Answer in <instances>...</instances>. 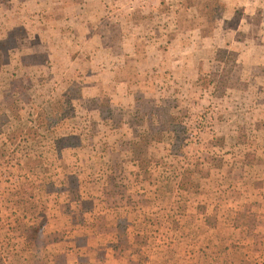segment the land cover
Here are the masks:
<instances>
[{"label":"rangeland","instance_id":"1","mask_svg":"<svg viewBox=\"0 0 264 264\" xmlns=\"http://www.w3.org/2000/svg\"><path fill=\"white\" fill-rule=\"evenodd\" d=\"M0 264H264V0H0Z\"/></svg>","mask_w":264,"mask_h":264},{"label":"trees","instance_id":"2","mask_svg":"<svg viewBox=\"0 0 264 264\" xmlns=\"http://www.w3.org/2000/svg\"><path fill=\"white\" fill-rule=\"evenodd\" d=\"M223 71H224V69H223ZM215 74H217V72L216 73L215 72H212L211 73V76H212L213 80L215 79V77H214ZM227 76H228V72H227V70H225V73L224 74H221L220 79L217 82L218 85H219V87H221V86H223V85L226 84V82H227Z\"/></svg>","mask_w":264,"mask_h":264}]
</instances>
